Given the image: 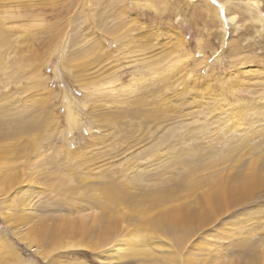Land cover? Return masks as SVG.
Wrapping results in <instances>:
<instances>
[{
    "label": "rangeland",
    "instance_id": "374dc122",
    "mask_svg": "<svg viewBox=\"0 0 264 264\" xmlns=\"http://www.w3.org/2000/svg\"><path fill=\"white\" fill-rule=\"evenodd\" d=\"M0 146V264H264V0H0Z\"/></svg>",
    "mask_w": 264,
    "mask_h": 264
},
{
    "label": "bare ground",
    "instance_id": "6f19581e",
    "mask_svg": "<svg viewBox=\"0 0 264 264\" xmlns=\"http://www.w3.org/2000/svg\"><path fill=\"white\" fill-rule=\"evenodd\" d=\"M1 144H2V143H1ZM2 145H3V144H2ZM3 146H4V145H3ZM7 151H8V150H7V147L4 148V147H1V146H0V164H2V159L6 156V152H7ZM3 172H4V171H3ZM217 172H218V171H217ZM4 174H5V175H4V179H3V181H5V182H6V185H7V183H9V181L11 180V178H12L11 176H12V175H11V176H10V174L8 175L7 172H4ZM258 182H259V181H258ZM256 183H257V178H256V177H253V182H252L250 185H248L247 187H245V188H243V189L241 188L240 190H239V189H235V188H233V189H235V194H234V193H233V194L235 195V197H236L237 194H239L240 196H241V195H242V196H245V195L248 193V191H250V190L252 189V187H254V186H252V185H253V184H256ZM209 184H210V183H209ZM220 184H221V183H220ZM222 184H223V183H222ZM222 184H221V185H222ZM2 185H3V184H2ZM2 185H1V186H2ZM6 185H5V186H6ZM238 185H239V184H238ZM3 186H4V185H3ZM5 186H4V187H5ZM8 186H9V185H8ZM8 186H7V187H8ZM7 187H6V188H7ZM11 187H12V186L9 187V190H10ZM6 188H5L4 190H7ZM219 189H220V188H219ZM222 189H224V188H222ZM224 191H225V190H223V192H224ZM233 191H234V190H233ZM237 192H239V193H237ZM103 194H104V193H103ZM210 194H211V193H210ZM217 194H219V193H214V191H213V194H212V195H209V197H211V198L218 197L219 195H217ZM223 194L227 195L225 192H224ZM234 195H233V196H234ZM239 195H238V196H239ZM238 196H237L236 198H238ZM209 197H206V198H209ZM221 197H223V195H222ZM226 197H227V196H226ZM245 197H248V195L245 196ZM211 198H210V199H211ZM219 198H220V197H219ZM109 199H110V198H109ZM119 199H120V198H119ZM222 199H223V198H222ZM222 199H221V200H222ZM234 199H235V198H234ZM239 199H240V198H239ZM111 200L113 201V198H112ZM111 200H110V201H111ZM213 200H214V199H213ZM221 200H220V201H221ZM223 200H224V199H223ZM112 201H111V202H112ZM115 201H116V200H115ZM115 201H113V202L116 203ZM118 201H119V200H118ZM120 201H121V200H120ZM217 201H218V200H217ZM235 201H236V200H235ZM235 201H234V202H235ZM111 202L104 203V205H105V204H106V205H107V204H110ZM247 202H248V201H247ZM114 203H113V204H114ZM217 203H218V202H217ZM217 203H216V204H217ZM219 203H220V202H219ZM219 203H218V204H219ZM236 203H237V202H235V204H236ZM237 204H238V203H237ZM239 204H240V203H239ZM229 205H230V204H229ZM197 209H198V208H197ZM193 212H194V211H193ZM189 215H190V214H189ZM189 215H187V216H189ZM204 215H205V214H204ZM124 216H125V215H124ZM192 216H193V214H192ZM125 218H126V217H125ZM84 219H85V218H84ZM117 219H118V218H117ZM174 219L176 220V218H174ZM65 220H66V219H65ZM121 220H122V219H121ZM204 220H205V219H204ZM100 221H101V220H100ZM103 221H104V220H103ZM171 221H172V220H171ZM205 221H206V220H205ZM121 222H122V221H121ZM172 222H173V221H172ZM201 222H202V221H201ZM78 223H79V222H78ZM116 224H117V223H116ZM77 225H78V224H77ZM158 225H159V224H158ZM161 226H162V225H160V227H161ZM176 226H177V225H176ZM176 226H175V227H176ZM175 227H174V228H175ZM72 229H73V228H72ZM176 229H177V228H176ZM178 229H179V228H178ZM16 230H17V229H16ZM176 231H178V230H176ZM25 233H26V232H25ZM61 233H62V232H61ZM23 234H24V233H23ZM174 234H175V233H174ZM56 235H57V234H56ZM62 236H63V235H62ZM23 237H24V236H23ZM25 238H26V236H25ZM28 238H29V237H28ZM28 238H27V239H28ZM178 238H179V237H178ZM27 239H26V241H27ZM31 239H32V238H31ZM58 239H60V238L58 237ZM24 240H25V239H24ZM26 241H25V242H26ZM28 242H29V243H27V244L30 245V241H28ZM114 243H115V242H114ZM118 244H119V243H118ZM72 245H73V244H72ZM70 247H71V246H70ZM115 247H118V246H115ZM115 247H114V248H115ZM64 248H65V247H64ZM111 248H113V247H111ZM116 249H120V248H116ZM40 252H42V251H40ZM43 253H44V252H43Z\"/></svg>",
    "mask_w": 264,
    "mask_h": 264
}]
</instances>
